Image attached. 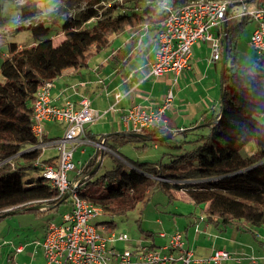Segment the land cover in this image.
<instances>
[{
    "label": "trees",
    "instance_id": "obj_1",
    "mask_svg": "<svg viewBox=\"0 0 264 264\" xmlns=\"http://www.w3.org/2000/svg\"><path fill=\"white\" fill-rule=\"evenodd\" d=\"M132 1L58 0L59 7L35 22L34 5L25 4L20 8L19 17L30 23L16 30H29L34 44L52 33L61 35L80 50V53L73 50L80 61L78 55L83 56L81 37L84 35L98 37L104 47L113 36L126 29L148 26L156 33L160 30L166 18L160 0L134 1L129 5ZM193 1L217 0H168L165 3L177 8ZM218 1L234 4L240 0ZM1 11L0 0V14ZM250 21L244 16L226 21L221 109L182 133L183 137L196 136L191 141L181 142L192 144V147L177 154L165 153L155 162L126 161L114 151L112 168L93 181L89 177L83 180L78 185L80 196L99 204L103 215L114 219L135 211L139 203L147 201L152 190L161 192L169 201L176 200V191H182L210 222L237 227L264 225V211L261 210L264 208V143L255 157L244 152L251 141L264 134V54L255 67H245L241 73L232 67L237 39ZM223 42L224 39L221 44ZM5 54L18 77L0 81V221L10 210L30 206L47 205L50 208L33 212L60 215V206L68 204V200L61 201L62 196L46 180L30 179L27 174L30 170H41L35 167L41 151L31 149L37 143L31 132V107L38 88L52 81L58 73L52 51L40 44L19 47L12 43ZM144 135L157 138L165 134L162 129H151ZM118 136H122L115 138L120 146L144 142L141 138ZM101 139L103 137L98 141ZM159 143L164 145L169 141ZM144 148H147L146 143L135 149ZM171 148L180 149L178 144ZM96 152L97 155L106 154V151ZM97 159L94 154L81 169L80 176L88 175ZM52 162L46 159L41 163ZM96 226L113 231L116 223L114 220L101 221Z\"/></svg>",
    "mask_w": 264,
    "mask_h": 264
},
{
    "label": "crops",
    "instance_id": "obj_2",
    "mask_svg": "<svg viewBox=\"0 0 264 264\" xmlns=\"http://www.w3.org/2000/svg\"><path fill=\"white\" fill-rule=\"evenodd\" d=\"M233 5L236 4L231 3L230 8ZM260 6H264V4ZM254 28L255 23L252 32ZM155 34L156 32L151 31L148 26L126 29L113 36L109 40V45L104 47L98 37L84 35L81 37V53L83 56L78 55L80 61L75 58L73 53L74 49H76V53H80V50L76 46L71 45L65 38H62L61 35H54L51 37L53 39L50 40V43L45 45L52 51V59L58 72L56 77L49 82L51 104L61 107L66 102H71L78 107L79 102L85 98L90 101L91 108L97 113L95 121L86 124L84 127V140L79 141L75 145L72 162L74 168L76 165H80L79 172H81V169H84L94 154L98 156V159L94 162V171L91 173L93 174L100 167L101 160L99 156H104L105 154L100 155L99 153L97 155V150L94 145L96 142H99L98 139L100 137H103V141H105V146L108 151L105 152L106 154L111 152V155L114 156V151H118V154H121L122 158L126 161L131 160L123 153V151L126 153L124 150L125 145L120 146L115 138L122 137L118 135L131 133L126 123L122 120V117L132 106H140L147 110L155 111L164 104L166 96L170 92L172 100L164 110L163 115L166 121V129L162 130L165 134L164 136L170 134V138L176 134H182L184 131L191 130L194 126L199 125L204 118L211 115L212 112L217 113L220 111L222 76L224 72L221 60L217 62L210 60L211 48L209 43L198 42L192 46L188 69L180 73L168 72L160 77H154L150 72V64L154 61L158 52V43ZM91 40H94L93 42L96 46L91 44ZM225 40L224 42L226 43ZM54 46H57V52H53L52 49ZM102 48H110V53L106 57L99 55L98 50ZM5 55V52L2 53L4 60L6 58ZM85 55L88 56L85 58ZM256 55L258 54L256 53ZM92 59L95 61L94 63ZM232 67L234 68L233 64ZM207 112L208 114H206ZM57 123L61 127L54 126L53 124L47 126V130H51V134L43 131V140L45 142L57 139L59 136L56 133H59V131L60 136L64 132L63 123ZM89 126L90 128H88ZM190 135L194 137L192 134H188L186 139ZM87 140L88 142H86ZM158 144L160 143H153V148H156ZM48 147L46 148L53 150L54 154L52 156L42 157L43 149L38 163L35 164L36 168L41 169L43 166H46L41 163L42 160L46 159L53 160L52 164L47 165L55 166L57 163V148L54 145ZM88 147L91 148V151L89 152L87 160L83 162V160L79 159V156L85 155V150ZM77 150H79L78 157L75 156ZM131 161L142 162L145 160L136 158ZM68 173L66 174L68 180L76 178V173L71 177L68 176ZM27 174L30 179H36L38 177L37 170L27 171ZM92 174L88 173L85 177L83 176L79 180L80 183L84 182H81L84 178L89 177L90 179ZM43 206L44 208H41V210L50 208L47 205ZM64 207V211L61 213L62 215L71 208L69 200L68 204H65ZM195 210L198 211L197 215L194 212ZM102 216L103 213L98 218L93 219L91 223L104 236L119 235L120 233H115L116 228L111 231L106 230L104 226H96L97 223L101 222ZM189 216H193V220L187 226H184L182 228L183 230L179 228L173 232L179 231L181 233L184 247L190 249L195 258H206L217 250H223L230 253L231 258L222 264H264V242L262 241L258 245L255 237L258 238L260 234H256L255 227L224 226L221 223L210 222L200 213L199 208L194 206ZM138 220L136 223L139 226L140 219ZM141 233L144 236H150L152 234L151 241L153 243L149 246L151 248H162L168 242L169 233L167 235V233L161 232V230L156 231L157 234L155 236L153 232L149 231L142 230ZM161 234L163 236H160ZM249 235H252V237ZM156 240H159L157 246H155ZM128 242L129 239L127 236L126 241L109 242L108 246L115 254H118L123 250H127L123 249V247ZM132 243V250H128L138 252L137 241L132 240ZM37 248H41L38 251L40 254H37V257L28 260L27 256L22 254L24 252V249H22L15 257L11 256V264L19 261L25 262L26 264H42L44 262L43 250L40 244ZM251 258L254 261H251ZM116 261L117 258L114 256L112 262L115 263ZM172 264L179 263L175 262Z\"/></svg>",
    "mask_w": 264,
    "mask_h": 264
},
{
    "label": "built area",
    "instance_id": "obj_3",
    "mask_svg": "<svg viewBox=\"0 0 264 264\" xmlns=\"http://www.w3.org/2000/svg\"><path fill=\"white\" fill-rule=\"evenodd\" d=\"M231 3L218 0L193 1L177 8L165 4L162 10L165 11L166 18L156 33L158 52L150 64L151 75L160 77L168 72L180 73L188 69L191 48L198 42L209 43L212 62L221 60L223 25L228 20ZM242 16L249 17L255 23L249 45L259 56L263 55L264 6L249 10L244 6V11L234 17ZM49 88L50 83L47 82L40 86L34 95L31 132L37 143L31 149L42 151L46 146L52 145L57 148V163L55 166H43L38 171L37 178L46 180L52 188L57 189L59 196L69 192L67 200L71 208L61 216L60 224L47 225L40 243L44 255L42 264H222L231 258L230 253L223 250H217L206 258H195L193 252L184 247L179 231L173 232L162 248L138 246V252L127 249L115 254L108 243L126 241L127 235L122 233L107 237L101 234L91 223L102 214L101 206L80 196L79 171L75 179L68 180L66 177V174L74 169L72 156L75 145L84 140V127L95 121L97 113L85 98L79 102L78 107L71 102H66L61 107L52 105ZM171 100L172 95L169 92L164 104L155 111L132 106L122 120L131 133L144 134L151 129H166L163 115ZM51 121L63 123L64 132L61 137L45 142L42 126ZM94 145L97 151H107L103 139ZM22 249L17 247L16 252L19 253ZM114 256L117 258L115 263L112 262Z\"/></svg>",
    "mask_w": 264,
    "mask_h": 264
},
{
    "label": "rangeland",
    "instance_id": "obj_4",
    "mask_svg": "<svg viewBox=\"0 0 264 264\" xmlns=\"http://www.w3.org/2000/svg\"><path fill=\"white\" fill-rule=\"evenodd\" d=\"M134 1L146 0H133L129 5H133ZM167 1L168 0H160L162 6H164L166 4L165 2ZM150 3L151 2H148V4ZM1 4L2 11L0 14V81H4L6 79L18 77V74L15 72V70L11 68L10 63L7 62L8 58H5L4 60L2 57V53L8 51L9 44L14 43L19 45L20 47L37 46L38 44L45 46L50 43V40L53 39L51 37L54 36V34L52 33L42 42L34 44L29 30H16L18 26L27 25L30 23V20L23 22L20 19V8L25 4L34 5L35 22L43 19L46 14L59 7L61 4L58 2V0H1ZM262 4H264V0H253L246 5H233L228 11L229 18H232L237 14L242 13L244 11V6L247 10H249ZM47 24L49 25V23ZM70 26L72 27V24H70ZM253 27L254 23L250 21L245 27V29L242 31L236 42V48L234 50L235 60L233 62V66L234 70H238L240 73L245 67H249L251 65L255 67L261 59L260 56L256 55L255 50L248 44ZM93 41L94 40H91V44H94V46H96ZM56 47L57 46L53 47V52H57L58 49ZM98 52L101 57H106L110 53V48H102L98 50ZM94 62L95 61L93 60V63ZM47 123L48 124L44 123L42 128L43 131L48 134H51V130H47V126L53 124L54 126L61 127V125H59V123L57 122L51 121L50 123ZM88 128H90V126ZM56 135L59 137L62 136H60V131L59 133H56ZM194 138H196V136L192 137L190 135L188 139H186V137H183L182 134H176L168 140L169 143H167L166 145L158 144L156 148H153V145L150 141L133 142L124 146V150L126 151V153L124 151L123 153L126 154L127 157L131 160H135L136 158H142V160H145L147 162H155L160 160L161 156L165 153L177 154L190 149L192 147V144H184L181 142L191 141ZM143 143H146L147 148H144V150L135 149L136 147H142ZM263 143L264 134L260 135L257 139L251 141L245 147L244 152L250 157H255L258 148L262 146ZM174 144H178L180 149L178 150L175 148H171ZM46 147L49 148L48 146ZM46 147L42 151V157L52 156L54 154V151L51 149H47ZM85 151V155L79 156V159L83 160V162L87 160L91 148L88 147ZM78 153L79 150L75 152V156L78 157ZM111 154L112 153L109 152L104 156H99V159L101 160L100 167H98L95 172L91 175L90 181L97 179L104 172L112 168L114 162L112 160ZM166 160L167 157H164L163 161ZM94 167L89 170V173L94 171ZM79 168L80 165H76V167L68 173V176L71 177L72 175H74V173H77ZM82 177L83 176L79 177L78 180H80ZM175 194L176 200L169 201L167 197L164 196L161 192L152 190L148 195L149 197L147 201L139 203L135 211L129 212L125 217H116L114 219L111 216L105 214L102 216L101 221L114 220L116 223L115 233H124L128 236L129 242L124 245L123 249L133 248L132 240L137 241L136 244H138V246H150V244L153 243V241H151L152 234L150 236H144L141 233L142 230L153 232L154 236L157 234L156 231L161 230V232H165L167 233V235L169 233L170 236L171 234H173L172 232L175 229L181 228V230H183L182 228L184 226H187L190 221L193 220V216H189V213L192 211L193 206L185 196V193L182 191H176ZM64 208V205H61L60 215H57V213L55 216H53L54 214L52 212L26 211L13 215H8L3 220H1L0 264H11L12 262H10V260L13 256L15 257V255H17L18 252H16V249L19 246L24 249V252L22 254L26 255L28 260L33 259V257H37V254H40L38 253V251L41 249L37 247L43 240L42 238L44 236L45 229L49 224L48 222H51L53 224H59L61 221V213H63ZM261 210L264 211V208H261ZM194 212L196 215L198 214L197 210H195ZM138 219H140L139 226L136 223ZM263 231L264 225L261 228H255V232H257L256 234L261 235H259L260 238L258 235V238L255 237L256 241L258 242V245L260 242H264ZM249 236L252 237V235ZM158 242L159 240L155 241V246H157ZM15 264L26 263L19 261L15 262Z\"/></svg>",
    "mask_w": 264,
    "mask_h": 264
},
{
    "label": "water",
    "instance_id": "obj_5",
    "mask_svg": "<svg viewBox=\"0 0 264 264\" xmlns=\"http://www.w3.org/2000/svg\"><path fill=\"white\" fill-rule=\"evenodd\" d=\"M250 2V0H244V1H240L238 3H235V4H248ZM223 29H224V32H225V29H226V23H224L223 25ZM224 40H225V35H224ZM226 43L224 42L223 46H222V57H221V65H222V68L224 69V65H225V60H226ZM127 136H130V137H135V138H141V139H144V140H151V141H155V142H163V141H166V140H169L170 139V134H167L166 136H162V137H157V138H151V137H147L146 135L144 134H137V133H130V134H125ZM93 172V171H92ZM92 174V173H90ZM85 179V178H84ZM82 179L81 182L84 180ZM80 183V181H79ZM69 196V192H66L63 196H62V199L61 201H65ZM41 208H44L43 205L41 206H30V207H26L22 210H19V209H16V210H10L6 215H13V214H16V213H20V212H26V211H33V210H39Z\"/></svg>",
    "mask_w": 264,
    "mask_h": 264
},
{
    "label": "clouds",
    "instance_id": "obj_6",
    "mask_svg": "<svg viewBox=\"0 0 264 264\" xmlns=\"http://www.w3.org/2000/svg\"><path fill=\"white\" fill-rule=\"evenodd\" d=\"M240 2V1H239ZM5 57L7 58V56L5 55Z\"/></svg>",
    "mask_w": 264,
    "mask_h": 264
}]
</instances>
